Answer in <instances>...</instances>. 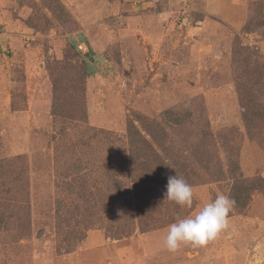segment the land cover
Returning a JSON list of instances; mask_svg holds the SVG:
<instances>
[{"label":"rangeland","instance_id":"1","mask_svg":"<svg viewBox=\"0 0 264 264\" xmlns=\"http://www.w3.org/2000/svg\"><path fill=\"white\" fill-rule=\"evenodd\" d=\"M0 11L11 37L0 264H264V0H0ZM167 109L179 125L162 121ZM137 116L164 127L166 150L155 147L192 186L190 209L162 200L159 175L109 176ZM229 159L257 184L246 205L205 245L169 252L170 223L229 196Z\"/></svg>","mask_w":264,"mask_h":264},{"label":"trees","instance_id":"2","mask_svg":"<svg viewBox=\"0 0 264 264\" xmlns=\"http://www.w3.org/2000/svg\"><path fill=\"white\" fill-rule=\"evenodd\" d=\"M56 87L59 88L58 85H56ZM161 119L169 127H175L181 123L179 116H175V113L171 111V109L164 110L161 114ZM137 121L140 126H137L131 121L127 127L128 158L125 159V162L123 161L124 164L121 162L122 165L114 162V160L111 161V164L107 166L109 169L108 174L109 176L117 175V179V177H126L129 171L135 173L138 170V177L140 178L142 175H146V177L147 175H153L154 178L159 175V177L167 183L168 176L178 173L176 170L172 169L171 164L168 165L164 161V158H162V155H160L157 149L158 147L162 152L166 150V148L163 147V143H165L164 140L167 137V133L161 123L156 120L137 116ZM147 136L149 139H147ZM155 145L157 147H155ZM228 164V172L233 177L229 197L235 201L234 208H242L246 205L250 194L255 190L257 184L245 179L241 171L239 172L238 162L229 159ZM173 166H175V164ZM201 167L206 169V166ZM143 170H146L147 173L140 172ZM116 182L123 184L120 180H116Z\"/></svg>","mask_w":264,"mask_h":264},{"label":"clouds","instance_id":"3","mask_svg":"<svg viewBox=\"0 0 264 264\" xmlns=\"http://www.w3.org/2000/svg\"><path fill=\"white\" fill-rule=\"evenodd\" d=\"M193 196V188L183 176H168L162 200L190 209ZM234 204L228 195H217L191 215L170 223L163 237V246L169 252H175L182 245H205L227 225V216Z\"/></svg>","mask_w":264,"mask_h":264},{"label":"crops","instance_id":"4","mask_svg":"<svg viewBox=\"0 0 264 264\" xmlns=\"http://www.w3.org/2000/svg\"><path fill=\"white\" fill-rule=\"evenodd\" d=\"M210 1V0H209ZM7 21V17L5 16L4 13H2V11H0V63H2L3 65L0 67V76H2V71H6L5 68L8 65L9 62H7V60L5 58H2V56L5 57V55L9 56L10 55V51L5 50L7 45L10 44L9 38L10 34L8 32V25L6 24ZM10 26V25H9ZM4 81V83H3ZM5 79L2 80V78L0 79V96L2 94V99L4 100L6 98L5 92H6V87H5ZM1 99V97H0Z\"/></svg>","mask_w":264,"mask_h":264},{"label":"built area","instance_id":"5","mask_svg":"<svg viewBox=\"0 0 264 264\" xmlns=\"http://www.w3.org/2000/svg\"><path fill=\"white\" fill-rule=\"evenodd\" d=\"M79 50L87 51V48L83 44H78Z\"/></svg>","mask_w":264,"mask_h":264}]
</instances>
